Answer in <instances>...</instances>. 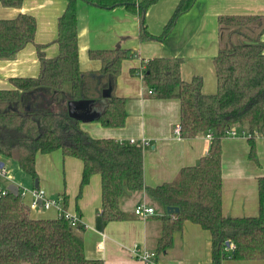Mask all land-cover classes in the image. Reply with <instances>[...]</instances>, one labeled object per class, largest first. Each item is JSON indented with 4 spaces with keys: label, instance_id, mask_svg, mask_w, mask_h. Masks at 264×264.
Masks as SVG:
<instances>
[{
    "label": "trees",
    "instance_id": "obj_1",
    "mask_svg": "<svg viewBox=\"0 0 264 264\" xmlns=\"http://www.w3.org/2000/svg\"><path fill=\"white\" fill-rule=\"evenodd\" d=\"M79 1L103 10L124 7L139 17V40L161 42L176 19L187 13L195 0H179L159 36L147 31L145 14L160 0H67L57 21L58 55L48 58L44 46L35 43L36 20L19 13L0 19V60L12 59L33 44L39 62L34 78H11L10 89H0V163L12 160L38 182L37 154L60 151L63 157L82 162L78 197L93 175L101 180L99 224L128 220L119 200L125 194L145 191L151 199L178 212L160 218L161 235L155 252L165 254L185 222L210 233L211 263L224 260H264V177L258 179V213L233 218L222 213L221 142L232 127L251 134L248 159L256 162L254 133L264 135V15L219 16L218 53L213 59L216 92H202V79L185 82L183 60L153 58L145 61L142 83L157 100L179 102L181 138L194 139L212 133L207 154L197 165L182 168L172 182L147 188L143 182V149L139 145L94 139L68 115V103L87 101L80 112L94 115L103 128L125 125L126 100L115 95L122 63L134 57L132 50H91L90 60L101 64L98 72L82 73L78 60L76 6ZM23 0H0L7 8H20ZM135 69L130 73L134 74ZM105 91L106 97H103ZM108 91V92H107ZM243 130V131H244ZM66 199L63 208L66 207ZM82 229L83 227H78ZM232 245L233 248L229 249ZM0 264H103L87 259L81 237L61 215L56 219H32L21 192L0 195Z\"/></svg>",
    "mask_w": 264,
    "mask_h": 264
},
{
    "label": "crops",
    "instance_id": "obj_2",
    "mask_svg": "<svg viewBox=\"0 0 264 264\" xmlns=\"http://www.w3.org/2000/svg\"><path fill=\"white\" fill-rule=\"evenodd\" d=\"M179 0H160L145 14L147 31L159 36L172 16ZM67 6V0H23L20 8H7L0 4V19H13L19 13L36 20L35 43L44 46L48 58L58 55L57 21ZM264 15V0H195L192 8L179 16L174 27L161 42L139 40V17L124 7L103 10L79 1L76 6L78 60L82 73H96L101 64L90 60L91 50H132L134 57L124 61L116 82L115 95L126 100V120L123 128L107 129L93 122L94 115L80 121L81 129L94 139H114L116 142L135 141L143 149V182L155 188L172 182L185 167L197 165L209 149L205 135L194 139L177 138L174 127L179 125L178 100H157L144 89L140 73L144 62L153 58H180L183 60L181 77L190 82L202 79V92H216L213 59L218 53L219 16ZM264 46V34L262 36ZM135 69L134 74L130 73ZM39 74V62L33 44H28L12 59L0 60V89H10L11 78H34ZM244 128V126H243ZM235 127L241 134L245 130ZM244 130V131H243ZM142 141L147 144L143 145ZM256 162L248 159L249 146L243 136L225 137L221 142L222 213L226 217H254L258 213V179L264 177V135L254 136ZM12 160H2L6 174L0 175V193L15 185L23 193L22 202L32 219H56L59 211L31 210L32 192L44 191L49 200L66 199V212L79 218L74 233L84 243L87 259L103 264H143L132 254L133 247L155 252L161 235L162 205L140 191L124 194L119 206L128 220L99 224L101 213V180L99 175L90 178L78 197L82 162L63 157L60 151L37 154L35 169L38 188ZM0 163V164H1ZM9 168L11 172H9ZM23 190H21L22 188ZM144 204L154 209L146 218L135 215V208ZM63 206V205H62ZM211 236L200 226L185 222L182 232L174 235L173 246L165 254H157L156 264H212ZM156 253V252H155ZM222 264H264V260H224Z\"/></svg>",
    "mask_w": 264,
    "mask_h": 264
},
{
    "label": "built area",
    "instance_id": "obj_3",
    "mask_svg": "<svg viewBox=\"0 0 264 264\" xmlns=\"http://www.w3.org/2000/svg\"><path fill=\"white\" fill-rule=\"evenodd\" d=\"M142 76V74L140 73V77ZM148 95H152L153 91L152 90H148L147 92ZM173 134L175 137L177 138H181V128L179 125L174 127L173 130ZM256 135H260L259 133H254V136ZM226 136L228 137H236V136H243L245 138H250L251 134L247 133V132H241V134H239V132L235 129V127H232L231 129H229L226 133ZM205 139L211 143L212 139H213V135L212 133H207L205 135ZM126 144L129 145H137L135 141H129ZM142 144L145 145L147 144L146 141H142ZM6 174V168L3 166L2 168H0V175L4 176ZM8 193V191H2L0 193V195H6ZM33 194V201L30 204V209L31 210H38V211H47L50 208H56L59 211V216H63L68 222L69 225L72 229H77L79 227V218L75 215H72L68 212H66L65 210H63L62 205L60 204L59 200H49L46 198L44 191L40 190V189H36L32 192ZM21 197H23V193H21ZM134 213L136 216L140 217V218H146L148 216H151L154 214V209L151 207H146L144 204H140L138 205L135 210ZM233 246L230 245L229 249H232ZM132 254L134 255V257L141 261L143 264H156L157 261V253L153 252V251H148V250H144V249H139L137 247H133L131 250Z\"/></svg>",
    "mask_w": 264,
    "mask_h": 264
},
{
    "label": "water",
    "instance_id": "obj_4",
    "mask_svg": "<svg viewBox=\"0 0 264 264\" xmlns=\"http://www.w3.org/2000/svg\"><path fill=\"white\" fill-rule=\"evenodd\" d=\"M108 92V91H107ZM106 93L105 91L103 92V97H106ZM88 106V102L87 101H80V102H69L68 103V115L77 120V121H89L90 119H87L83 114H81L80 112L84 111V109H86ZM3 165L2 163L0 164V168H2ZM35 188H38V182H35ZM8 192L13 194L14 196H17L18 194V188L15 185H11L8 188ZM124 192L126 194H128V192L126 191V187H124ZM166 212L168 213H173V212H178V209H172V208H167Z\"/></svg>",
    "mask_w": 264,
    "mask_h": 264
},
{
    "label": "rangeland",
    "instance_id": "obj_5",
    "mask_svg": "<svg viewBox=\"0 0 264 264\" xmlns=\"http://www.w3.org/2000/svg\"><path fill=\"white\" fill-rule=\"evenodd\" d=\"M143 88L146 89L144 85H143ZM11 163H14V164H15V162H11ZM15 165H16V164H15ZM9 172H11V169H10V168H9ZM21 188H22V187H21ZM21 190H23V188H22ZM21 192H22V191H21ZM73 230H74V229H73ZM74 231H75V230H74Z\"/></svg>",
    "mask_w": 264,
    "mask_h": 264
},
{
    "label": "bare ground",
    "instance_id": "obj_6",
    "mask_svg": "<svg viewBox=\"0 0 264 264\" xmlns=\"http://www.w3.org/2000/svg\"><path fill=\"white\" fill-rule=\"evenodd\" d=\"M140 75V74H139Z\"/></svg>",
    "mask_w": 264,
    "mask_h": 264
}]
</instances>
